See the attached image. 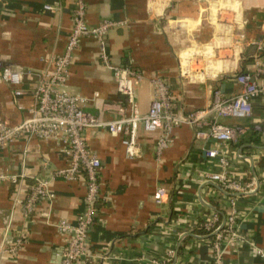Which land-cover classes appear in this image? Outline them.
Wrapping results in <instances>:
<instances>
[{"label":"crops","instance_id":"1","mask_svg":"<svg viewBox=\"0 0 264 264\" xmlns=\"http://www.w3.org/2000/svg\"><path fill=\"white\" fill-rule=\"evenodd\" d=\"M83 1L89 26L104 19L127 23L109 33L108 54L112 64L143 75L136 89L141 115L148 113L157 97L155 79L169 85L176 111L189 114L205 110L215 90L225 97L235 96L240 90L235 75L253 73L257 61L264 64V0H171L169 8L163 3L159 6L160 15L169 16L163 20L152 12L149 0ZM77 3L0 0V63L21 74L24 91L16 99L13 88L0 85V118L7 125L28 118L37 74L47 69V58L65 53ZM46 6L58 11H47ZM212 48L214 56L209 59L206 51ZM212 63L220 74L207 73ZM181 64L189 66L185 78L180 74ZM66 88L85 98V110L102 121L116 120L117 110L126 104L117 92L112 71L99 59L98 42L92 38L80 41ZM221 123L245 131L242 141L229 147L227 175L241 183L251 176L256 186L249 195L228 196L218 186L204 183L206 173H218L222 168L206 159L203 148L211 143L197 141L190 126L173 130V142L160 159L156 149L161 133H146L141 128V156L134 160L126 157L122 136L105 129L86 130L88 147L102 163L101 198L88 252L80 263L149 264L168 260L167 253L173 251L177 264H212L213 239L193 234L195 224L211 213L224 224L235 211L237 237L223 242L222 263L264 264V168L260 166L264 159V98L253 101L249 117L222 119ZM256 136L260 144L246 139ZM25 147L30 149L27 158ZM67 165L54 141L20 139L0 150V173L28 177L19 185L0 183V242L11 246L19 232L25 233L21 250L14 256L0 254V264L61 262L66 238L57 226L61 221L77 224L87 195L84 181L55 177L56 171ZM36 179L48 181L55 198L39 201L33 215L25 218L24 206L16 205V200L26 197ZM160 188L168 190L169 196L163 204H156L154 195Z\"/></svg>","mask_w":264,"mask_h":264},{"label":"built area","instance_id":"2","mask_svg":"<svg viewBox=\"0 0 264 264\" xmlns=\"http://www.w3.org/2000/svg\"><path fill=\"white\" fill-rule=\"evenodd\" d=\"M152 12L158 20L169 18L159 9L161 3L168 8L171 0H149ZM167 8V9H168ZM45 9L57 12L58 8L46 6ZM124 21L110 19L102 20L97 26L86 23V6L83 0H78L73 14V28L68 38L66 51L61 56H51L46 59L48 67L37 74L38 85L34 91V105L28 110V118L15 126L7 125L0 118V150L17 140L24 139L54 141L59 147L60 155L67 161V168L56 171L55 177L68 182L84 181L87 195L84 211L79 215L76 225L61 221L57 228L66 238L61 262L59 264H81L80 259L88 252L89 234L98 217L97 204L101 198L100 172L102 163L100 158L88 147L85 137L86 130L105 129L112 135L122 136V143L126 157L134 160L141 156L138 142L139 130L146 133L160 132L158 147L156 149L159 159L163 152L173 142V130L180 126H190L194 129L195 139L204 143H211L203 148L206 159L218 164L222 171L206 173L204 183L218 186L228 196H246L254 191L256 181L252 179L241 183L227 175L230 165L229 147L237 145L239 137L245 131L239 126H230L221 123L222 119H244L252 114V103L258 98H264V64L256 62L253 73L236 74L235 79L240 87L233 97H225L220 90H215L211 104L202 111L183 114L176 111L175 98L172 91L163 79H155L157 97L151 102L146 115H141L136 97L137 85L143 81V75L133 68L112 64L108 54L107 38L111 31L124 28ZM83 38H92L99 44V59L109 68L116 82L118 94L126 100V104L117 110L118 118L113 121H102L85 110L87 100L72 94L66 84L70 77V68L74 56L80 47ZM254 45L261 47L260 43ZM213 48L206 51V57L212 59ZM215 58V57H214ZM189 60L188 58H185ZM184 61V60H183ZM186 63V62H185ZM217 65V64H216ZM181 76H189V66L181 64ZM186 70V71H185ZM209 75L220 74V70L213 63L207 66ZM199 80V76H191ZM21 74L8 64L0 63V85L14 89L15 98L24 94L20 88ZM24 156H30V149L25 147ZM242 157V155H240ZM254 164V163H253ZM27 175L20 177L0 173V183L10 182L14 185L27 179ZM35 180V178H34ZM35 185L23 200H16V205L24 206V216L29 218L41 200H53L54 194L50 190V183L46 180L36 179ZM169 196L166 189L160 188L154 195L156 204H163ZM237 214L232 211L224 224L215 226L219 218L216 214L204 215L202 227L210 232L215 239L212 241V264L222 263V244L227 237L236 238ZM195 224V228L198 225ZM224 227L228 228L226 234L222 233ZM14 244L11 246L0 242V254L16 255L25 243V233L19 232ZM206 238V236H203ZM261 253V252H260ZM165 261L152 260L149 264H177L173 251L167 253Z\"/></svg>","mask_w":264,"mask_h":264},{"label":"trees","instance_id":"3","mask_svg":"<svg viewBox=\"0 0 264 264\" xmlns=\"http://www.w3.org/2000/svg\"><path fill=\"white\" fill-rule=\"evenodd\" d=\"M256 135V134H255ZM244 136H241L240 138H239V143H240V141H242V138H243ZM247 140H248V142H253V143H255V144H260V140H259V137L258 136H256V137H247L246 138ZM260 166L262 167V168H264V159H261L260 160ZM252 180V178H251V176H249V178L247 179V182L248 181H251ZM208 215V214H207ZM204 220L202 219V217L199 219V223H198V225L196 226V228L193 230V234H195V235H197V236H206V238H210V239H215V237L212 235V234H210V232H206L204 229H203V227L201 226L202 225V222H203ZM221 223V218H219V221H218V223L215 225L216 227L219 225ZM227 231H228V228L226 227H224V229H222V233H224V234H226L227 233ZM187 242H188V239H186L185 240V244H187ZM182 252V249L180 250V253Z\"/></svg>","mask_w":264,"mask_h":264}]
</instances>
